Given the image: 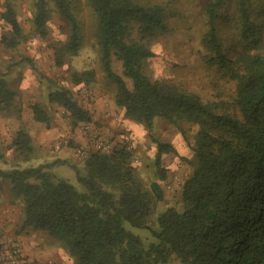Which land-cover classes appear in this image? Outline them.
Instances as JSON below:
<instances>
[{"label": "trees", "instance_id": "trees-1", "mask_svg": "<svg viewBox=\"0 0 264 264\" xmlns=\"http://www.w3.org/2000/svg\"><path fill=\"white\" fill-rule=\"evenodd\" d=\"M86 3L97 15L100 63L117 85L116 105L149 129L158 116L182 131L196 126L192 172L175 204L161 207L169 176L163 156L177 149L157 140L156 177L146 181L134 165L131 141L122 140L108 153L70 161L74 184L53 171L69 159L28 164L37 157V145L22 126L6 147L13 150L12 158L0 152V159L11 164L0 168V197L21 205L24 228L62 243L76 264H166L172 259L181 264H264V0H207L206 29L199 38L205 79L199 90L152 77L147 70L152 40L177 14L173 3ZM4 6L2 17L10 30L2 42L16 48L24 30L13 1ZM32 7L41 36L48 34L53 11L69 23L67 39L53 44L55 64L64 66L84 42L82 0H32ZM114 60L121 61L123 74L114 69ZM71 80L89 86L97 71L73 70ZM16 95L0 74V111L16 105ZM47 97L65 110L72 127L94 120L68 86L57 84ZM30 108L35 121L51 123L44 103L36 101ZM17 109L21 118L22 108ZM132 227L148 232L143 236Z\"/></svg>", "mask_w": 264, "mask_h": 264}, {"label": "rangeland", "instance_id": "rangeland-1", "mask_svg": "<svg viewBox=\"0 0 264 264\" xmlns=\"http://www.w3.org/2000/svg\"><path fill=\"white\" fill-rule=\"evenodd\" d=\"M5 1L0 0V74L9 81L11 88L17 90V95L15 98L16 105L8 111H0V152L8 159L12 158L13 150L6 149V147L11 143L18 128L29 126L23 122L22 116L28 111L30 104L36 101L44 103L49 108L51 121L58 118L71 125L70 118L65 110L60 105L51 103L47 97L48 92L54 89L57 84L71 88L79 103L93 112L94 127L98 131L103 130L105 124L100 121L101 118L98 117L97 110H94V104L100 100L109 106H111V103H115L114 93L117 85L105 76L101 67L100 51L96 38L98 19L93 8L87 5L86 0H82V9L79 16L83 24V45L77 55L72 56L64 66L59 67L55 64L53 44L67 39L70 30L69 23L62 19L59 13L53 11L47 23L48 34L41 36L34 27L32 0H12L19 21L22 24L25 38L18 47L8 48L2 42V35L10 30V25L2 17ZM141 1H169L177 8V14L170 19L167 30L160 33L151 42L154 55L147 62L149 74L152 77L172 79L175 83L181 81L191 89H201L205 78L204 65L199 58V38L206 29L205 4L207 0ZM50 5L54 7L53 2H50ZM113 66L118 73L123 74L121 61L114 60ZM90 68L97 71L96 82L89 86L84 84L74 85L71 80V72ZM17 106L22 108L21 118L18 116ZM113 108L115 114H119L122 118L128 120L114 104ZM30 115L32 116L31 119H34L33 115ZM119 121L122 123V120ZM129 123L132 126L135 125V131L133 129L127 131L126 128L115 129V131L106 130L114 133V136H117L118 139L121 138V134L123 136L125 134V138L131 141L135 153L141 158V165L137 166L139 174L146 181L153 180L156 177L154 160L157 140L170 142L177 149V152L163 156V163L168 167L169 176L164 182L165 199L161 201L160 206L175 204L183 181L192 172L190 161L195 155L194 146L197 139V127L192 125L186 131H182L172 121L163 116L156 117L151 129L130 119ZM72 128H77L79 131V125ZM107 132L104 131V133ZM44 148L37 146V157L28 164L39 163L38 156H42L43 160L41 158V162H44L59 155V150L55 151L54 144L48 151ZM76 158L72 154L70 158H66L69 159L68 162L54 166V173L65 176L72 183L77 184L76 173L70 165V161ZM10 167L11 164L0 159V168L9 169ZM7 183H10V181L7 180ZM0 200L9 201L5 197H0ZM17 205L22 210V206ZM22 215L23 212L21 213L20 224L22 226L20 230L25 231V235L30 240L28 241L30 243V253L25 254L34 264H76L62 243L53 240L46 232L41 230L24 228ZM132 229L143 236L148 232L145 228L132 227ZM166 264L181 263L176 259H172Z\"/></svg>", "mask_w": 264, "mask_h": 264}, {"label": "crops", "instance_id": "crops-1", "mask_svg": "<svg viewBox=\"0 0 264 264\" xmlns=\"http://www.w3.org/2000/svg\"><path fill=\"white\" fill-rule=\"evenodd\" d=\"M24 84H28V83H24ZM113 104L120 111H122L123 115H125L124 109L118 107L116 103H111V106H109L107 104L105 105V102L103 103V101L101 100L95 102L94 110L95 111L97 110L96 113L98 114V117L101 118L100 121L103 124H105L104 128L102 127L103 130L99 132L102 135L112 137L116 141L118 137L114 136V133L107 132L106 129H108L109 131L111 130L115 131V129L121 130L123 128H126L127 131H129L130 129H133L135 131L136 128L135 125L132 126V124L129 123V119L127 120L126 118H122L119 114H115ZM30 114H32V111L30 108H28V111H26L23 114L22 120L24 123L29 125L28 126L29 132L35 144L38 147H42V148L45 147L44 149L48 151L51 149V146H53L55 141L60 136L64 135L70 138V145L60 149L59 155L55 156L54 158L56 157L62 159L70 158L71 155L73 154V149L75 146L77 145L86 146L90 144V139L88 138V136L82 134L80 131L77 130V128L73 129L69 123H64L62 120L56 118L54 119V121L52 120L49 125H46L40 122L38 123L34 119H31L32 116ZM119 120H122V123ZM104 131L107 133H104ZM125 136H126L125 134L124 136L121 134V138L118 139L117 141H122L123 139H126ZM41 158L42 156L39 157L40 162H41ZM54 158H50L47 160L51 161ZM21 213L22 210L19 208L17 204H12L8 200H0V234L5 235L7 233L9 234L12 233L17 235L22 240L25 253L29 254L30 243L28 241L30 240L27 237V235H25V231L20 230V227L22 226L20 224Z\"/></svg>", "mask_w": 264, "mask_h": 264}, {"label": "built area", "instance_id": "built-area-1", "mask_svg": "<svg viewBox=\"0 0 264 264\" xmlns=\"http://www.w3.org/2000/svg\"><path fill=\"white\" fill-rule=\"evenodd\" d=\"M94 126V120L79 124V131L90 139L89 145H77L73 149V154L80 160L87 159L93 152L108 153L115 145L113 138L102 135ZM68 145H70V138L62 135L55 141L54 149L60 150ZM128 147L134 149L133 144L130 142ZM135 152L133 153V162L134 165L139 166L141 165V158ZM0 264L34 263L25 254L21 238L15 234L7 233L5 235L0 234Z\"/></svg>", "mask_w": 264, "mask_h": 264}]
</instances>
